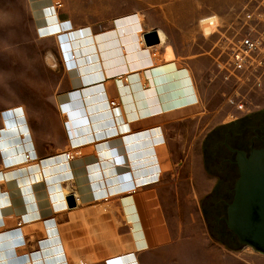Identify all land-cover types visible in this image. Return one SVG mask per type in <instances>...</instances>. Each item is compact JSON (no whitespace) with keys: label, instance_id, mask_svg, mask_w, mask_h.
<instances>
[{"label":"crops","instance_id":"0c3cea01","mask_svg":"<svg viewBox=\"0 0 264 264\" xmlns=\"http://www.w3.org/2000/svg\"><path fill=\"white\" fill-rule=\"evenodd\" d=\"M203 7L87 21L85 55L70 46L72 72L83 78L84 67L85 82L57 97L60 126L48 144L34 137L23 108L10 111L4 142L0 135V264H109L128 255L132 264H168L183 228L198 214L205 223L201 201L215 186L206 191L205 72L188 62L202 55L184 57L193 32L167 26L218 15L221 0ZM152 31L168 42L147 48L143 35ZM47 147L56 154L44 173ZM66 151L78 153L68 160Z\"/></svg>","mask_w":264,"mask_h":264},{"label":"rangeland","instance_id":"374dc122","mask_svg":"<svg viewBox=\"0 0 264 264\" xmlns=\"http://www.w3.org/2000/svg\"><path fill=\"white\" fill-rule=\"evenodd\" d=\"M204 1L0 0L1 141L4 142L6 137L3 135L8 132L10 111L23 108L27 126L35 134L34 137L38 138L42 144H48L45 140L46 135L53 134V131L60 126L57 97L77 87L82 78L80 74L72 72L77 66H75L76 60L71 57L70 46H77L76 53L85 55L84 33L87 21H107L138 12L149 16V10L152 7L155 12L158 10L165 13L168 7L175 3L190 4L192 11L193 5L204 8ZM256 1L261 0H221V9L218 13L223 23L221 50L218 49L220 46L214 50V45L220 36L212 34L199 24L200 20L205 18L204 16L200 17L196 23L167 25L170 29L187 28L193 32L188 41H184L186 44L183 50L184 57H194L193 54L202 55L201 59L188 62L195 69L200 67L203 73L205 72L204 80L199 85L201 101L208 121L203 132L205 134L212 129L230 125L264 109V88L247 96L250 102L244 111L237 109L236 105L227 104L226 99L231 93V88L223 83L220 76H216L218 70L214 63V57H217L218 52L222 54L221 61L227 60L228 50H225V40L232 36L230 26L244 7ZM166 42L168 41L165 39ZM188 47H190L189 50H187ZM167 53L170 58H173L172 50H167ZM83 59L84 57L80 60ZM165 59L167 60L166 56ZM208 69H213V73L210 74ZM81 71L82 80L85 82L84 67ZM244 93L247 94L246 91ZM14 113L15 120L22 115L21 109L15 110ZM52 138L53 135L50 137L49 144L52 143ZM46 149L42 151V158L38 160L44 173H47L49 167L52 170V162L56 154L49 147ZM0 151L1 173L6 153L2 142H0ZM66 152L63 155L71 160ZM207 181L210 182L205 183L206 191L212 187L213 183H216V179L208 178ZM71 190L75 192L74 188ZM183 218L188 220L189 217ZM187 226L189 227H184L181 232L182 240H178V243H182L181 246L175 250V254L167 256L168 264H264V256L249 247H238L233 250L217 242L211 236L206 220L203 223L200 214ZM214 233L217 236L220 235L218 230ZM131 256L111 259L109 264H132Z\"/></svg>","mask_w":264,"mask_h":264},{"label":"built area","instance_id":"2783aa9c","mask_svg":"<svg viewBox=\"0 0 264 264\" xmlns=\"http://www.w3.org/2000/svg\"><path fill=\"white\" fill-rule=\"evenodd\" d=\"M199 24L212 34L220 36L214 50L218 46L221 50L222 17L214 14L203 18ZM230 31L232 36L225 40L227 60L221 61L222 54L219 52L214 57L218 70L216 76H220L223 83L231 88L226 103L236 105L237 109L244 111L250 102L247 96L264 88V0L244 7L233 20ZM153 56L156 58L157 52ZM67 157L73 159L74 156L67 152ZM21 226L22 222H19L18 227Z\"/></svg>","mask_w":264,"mask_h":264},{"label":"flooded vegetation","instance_id":"af4514ba","mask_svg":"<svg viewBox=\"0 0 264 264\" xmlns=\"http://www.w3.org/2000/svg\"><path fill=\"white\" fill-rule=\"evenodd\" d=\"M223 127L209 131L203 141L205 169L216 183L208 195L211 197L201 203L202 211L209 230L219 232L228 231L224 222L226 205L233 199L234 185L239 178L236 155L230 149L248 154L251 149L264 148V109Z\"/></svg>","mask_w":264,"mask_h":264},{"label":"water","instance_id":"95a60500","mask_svg":"<svg viewBox=\"0 0 264 264\" xmlns=\"http://www.w3.org/2000/svg\"><path fill=\"white\" fill-rule=\"evenodd\" d=\"M147 48L159 46L157 31L143 35ZM236 155L239 178L233 189V199L226 205L225 225L239 247H249L264 256V148L232 150ZM69 208L76 207L73 196L66 198Z\"/></svg>","mask_w":264,"mask_h":264},{"label":"trees","instance_id":"16d2710c","mask_svg":"<svg viewBox=\"0 0 264 264\" xmlns=\"http://www.w3.org/2000/svg\"><path fill=\"white\" fill-rule=\"evenodd\" d=\"M219 128H225V127H219ZM209 174H211V173H209ZM211 197V195L210 196H208V197H206L201 203H204L205 201H207L209 198ZM210 234H211V236L217 241V242H220V243H222L223 245H225V246H227L228 248H230V249H236V248H238L239 247V245H238V243H237V241H236V239H234L233 237H232V235H231V233L229 232V231H226V230H222L221 232H220V235H216L215 233H214V231H212V230H210Z\"/></svg>","mask_w":264,"mask_h":264},{"label":"bare ground","instance_id":"6f19581e","mask_svg":"<svg viewBox=\"0 0 264 264\" xmlns=\"http://www.w3.org/2000/svg\"><path fill=\"white\" fill-rule=\"evenodd\" d=\"M159 36H160L161 45H162L165 42V35L162 32H159ZM70 153L75 157V154L78 153V152H70ZM74 157H73V159H74Z\"/></svg>","mask_w":264,"mask_h":264}]
</instances>
